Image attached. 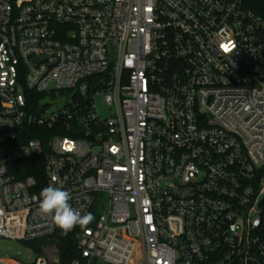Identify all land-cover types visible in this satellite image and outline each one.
I'll use <instances>...</instances> for the list:
<instances>
[{
  "label": "built area",
  "instance_id": "1",
  "mask_svg": "<svg viewBox=\"0 0 264 264\" xmlns=\"http://www.w3.org/2000/svg\"><path fill=\"white\" fill-rule=\"evenodd\" d=\"M49 185L97 212L68 232L71 264H264V17L248 0H0V243L25 249L0 264H61Z\"/></svg>",
  "mask_w": 264,
  "mask_h": 264
},
{
  "label": "clouds",
  "instance_id": "2",
  "mask_svg": "<svg viewBox=\"0 0 264 264\" xmlns=\"http://www.w3.org/2000/svg\"><path fill=\"white\" fill-rule=\"evenodd\" d=\"M39 212L51 216L55 227L67 234L74 227L87 225L94 216L92 213H84L70 204L71 193L62 187L47 186L39 193Z\"/></svg>",
  "mask_w": 264,
  "mask_h": 264
},
{
  "label": "trees",
  "instance_id": "3",
  "mask_svg": "<svg viewBox=\"0 0 264 264\" xmlns=\"http://www.w3.org/2000/svg\"><path fill=\"white\" fill-rule=\"evenodd\" d=\"M248 7L257 15L264 17V0H248ZM36 97L42 98L43 95H37ZM37 103V101H36ZM38 136L31 134L27 137L28 140L36 139ZM30 170L27 171L26 175L38 176L36 170H32V167L36 165V159H31L29 162ZM43 174V159L40 158V173ZM94 219L97 217V212H92ZM94 219L87 225L80 226L79 228L89 227L93 225ZM51 241L57 246L59 250V258L61 264H71L76 258L79 257L77 249V240L75 234H64L60 229L57 230L56 234L52 237ZM34 246V245H33ZM36 247V246H35Z\"/></svg>",
  "mask_w": 264,
  "mask_h": 264
},
{
  "label": "rangeland",
  "instance_id": "4",
  "mask_svg": "<svg viewBox=\"0 0 264 264\" xmlns=\"http://www.w3.org/2000/svg\"><path fill=\"white\" fill-rule=\"evenodd\" d=\"M48 110L51 111V108L49 107ZM0 251L3 255L4 254H10L11 255V254H16L18 252L24 253L25 249L21 245L15 243V242L2 241L0 243Z\"/></svg>",
  "mask_w": 264,
  "mask_h": 264
},
{
  "label": "water",
  "instance_id": "5",
  "mask_svg": "<svg viewBox=\"0 0 264 264\" xmlns=\"http://www.w3.org/2000/svg\"><path fill=\"white\" fill-rule=\"evenodd\" d=\"M65 101H66L65 99H61V100L54 102V101L50 100L49 98H46L45 100H43L41 102V105L46 106V105H53V104H57V103L63 104V103H65Z\"/></svg>",
  "mask_w": 264,
  "mask_h": 264
}]
</instances>
